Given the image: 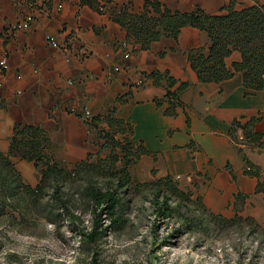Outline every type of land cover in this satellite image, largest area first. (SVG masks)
I'll list each match as a JSON object with an SVG mask.
<instances>
[{"label": "crops", "instance_id": "crops-1", "mask_svg": "<svg viewBox=\"0 0 264 264\" xmlns=\"http://www.w3.org/2000/svg\"><path fill=\"white\" fill-rule=\"evenodd\" d=\"M161 2L173 11L199 6L210 14L231 5L238 10L264 5V0ZM103 3L106 11L99 9ZM145 5L146 0H0V59L9 61V68L0 70V100L6 104L0 108V150L9 153L16 123L36 124L50 137L56 160L84 162L98 145L100 130H111L105 119L110 116L125 127L116 137L143 149L138 162L144 170L160 179L206 181L220 204L238 193L248 204L264 207V89L244 85L243 73L234 67L242 60L238 50L226 58L234 72L230 78L200 82L189 60L191 50L209 48L200 28L186 25L177 38L162 37L148 48L128 38L115 17L123 9L141 13ZM29 13L32 25L15 29ZM50 37L68 43V52L52 46ZM82 47L89 56L81 57ZM154 72L173 77L174 89L188 84L180 104H170L167 83L155 82ZM245 128L261 135L258 144L246 140ZM246 159L256 174L245 172Z\"/></svg>", "mask_w": 264, "mask_h": 264}, {"label": "rangeland", "instance_id": "rangeland-1", "mask_svg": "<svg viewBox=\"0 0 264 264\" xmlns=\"http://www.w3.org/2000/svg\"><path fill=\"white\" fill-rule=\"evenodd\" d=\"M109 143L99 137L84 164L58 159L63 170L46 179L44 165L0 162V264H264V207L238 193L220 204L187 176L159 182ZM111 184L122 221L104 214L91 237L92 195Z\"/></svg>", "mask_w": 264, "mask_h": 264}, {"label": "trees", "instance_id": "trees-1", "mask_svg": "<svg viewBox=\"0 0 264 264\" xmlns=\"http://www.w3.org/2000/svg\"><path fill=\"white\" fill-rule=\"evenodd\" d=\"M115 19L127 30L128 38L133 39L143 48H148L152 42L162 37L177 38L186 25L200 28L208 34L209 48L207 51L198 48L189 52V60L200 82L218 83L230 78L234 72L227 67L226 58L233 51L238 50L242 54V60L236 62L234 67L243 73L244 85L251 90L264 89V5L262 4H253L240 10L231 5L223 13L210 14L199 6L186 12L173 11L164 7L161 0H146L145 9L141 13H130L123 9ZM152 76L157 83L166 81V98L170 104H180V94L188 84L183 82L174 89L177 81L169 74L154 72ZM5 106V102L0 100V108ZM96 119L99 123L100 118L96 117ZM105 119L111 130H100L99 137L103 135L110 141L108 146L121 148L127 158L131 154L139 157L143 152L142 148H135L127 139L123 142L116 137V133L124 131L125 127L110 116H106ZM260 137V134L245 128V138L248 142L258 144ZM53 149L50 137L40 125L16 123L9 153L6 155L0 150V162L3 161L6 166L12 168L11 157H20L33 162L37 168L44 165L46 168L43 169L42 179H46L63 170L54 157ZM84 163L86 162H81ZM165 181L172 183L170 178L161 179L159 182ZM5 182V177L0 171V187L2 183L5 185ZM113 186L111 184L106 190L98 188L92 195L95 217L93 230L89 234L91 237L106 229H98L104 214L116 226L122 221L121 216L115 215L119 199ZM261 189L263 188L260 186L258 190ZM55 193L59 195V190ZM159 212L162 215L171 213L166 200H163Z\"/></svg>", "mask_w": 264, "mask_h": 264}, {"label": "built area", "instance_id": "built-area-1", "mask_svg": "<svg viewBox=\"0 0 264 264\" xmlns=\"http://www.w3.org/2000/svg\"><path fill=\"white\" fill-rule=\"evenodd\" d=\"M61 6V5H59ZM99 9L101 11H106V5L103 3V4H100L99 5ZM35 18H34V15L32 13H29L27 15H25L22 19H20L14 26L15 29H27L29 28L32 23L34 22ZM48 42L54 46V47H57L58 49L60 50H64L66 52H68V43H63V44H60L59 42H57L54 38L50 37L48 38ZM120 47H122V49H125L127 47V44L126 43H123L120 45ZM90 52L87 48L85 47H82L80 49V55L82 58H85L87 56H89ZM130 56V52H125L124 53V58H129ZM67 61L70 60V57L68 56L66 58ZM9 68V61H8V58L7 56H4L0 59V70L2 71H6L7 69ZM120 67L119 66H116L115 67V70H119ZM144 83V79H141L138 84H143ZM245 170L248 172V173H254L256 171V168L250 164L249 162L247 163L246 162V166H245Z\"/></svg>", "mask_w": 264, "mask_h": 264}]
</instances>
